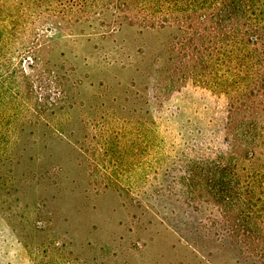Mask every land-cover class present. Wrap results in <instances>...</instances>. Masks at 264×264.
<instances>
[{
	"label": "rangeland",
	"instance_id": "obj_1",
	"mask_svg": "<svg viewBox=\"0 0 264 264\" xmlns=\"http://www.w3.org/2000/svg\"><path fill=\"white\" fill-rule=\"evenodd\" d=\"M48 4L0 0L1 55L30 60L34 90L0 134V264H252L213 233L210 204L162 189L168 167L138 181L145 145L133 126L167 114L191 137L215 118L194 95L171 97L175 114L153 99L172 31L110 12L64 29L33 22ZM26 44L34 52L16 51Z\"/></svg>",
	"mask_w": 264,
	"mask_h": 264
},
{
	"label": "trees",
	"instance_id": "obj_2",
	"mask_svg": "<svg viewBox=\"0 0 264 264\" xmlns=\"http://www.w3.org/2000/svg\"><path fill=\"white\" fill-rule=\"evenodd\" d=\"M40 12L33 22L43 18L60 29L110 12L119 23L172 31L171 65L153 85V99L175 114L171 97L194 95L215 118L191 137L167 114L147 118L142 130L133 126V142L145 145L138 181L168 167L162 189L196 209L210 204L213 233L238 245L252 264H264V0H49L47 15ZM1 44L0 134L34 91L22 66L30 60L1 55ZM16 51L34 52L31 44ZM36 257L32 264H47Z\"/></svg>",
	"mask_w": 264,
	"mask_h": 264
}]
</instances>
